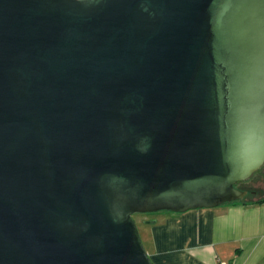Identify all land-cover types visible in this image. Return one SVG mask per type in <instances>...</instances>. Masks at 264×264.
Here are the masks:
<instances>
[{"label":"water","instance_id":"95a60500","mask_svg":"<svg viewBox=\"0 0 264 264\" xmlns=\"http://www.w3.org/2000/svg\"><path fill=\"white\" fill-rule=\"evenodd\" d=\"M263 166L264 0H0V264H153Z\"/></svg>","mask_w":264,"mask_h":264},{"label":"crops","instance_id":"0c3cea01","mask_svg":"<svg viewBox=\"0 0 264 264\" xmlns=\"http://www.w3.org/2000/svg\"><path fill=\"white\" fill-rule=\"evenodd\" d=\"M141 238L153 264H264V199L154 212Z\"/></svg>","mask_w":264,"mask_h":264},{"label":"flooded vegetation","instance_id":"af4514ba","mask_svg":"<svg viewBox=\"0 0 264 264\" xmlns=\"http://www.w3.org/2000/svg\"><path fill=\"white\" fill-rule=\"evenodd\" d=\"M256 177V181L253 177ZM254 181V182H253ZM236 188L244 191L243 198L241 199L242 201H246L244 198H252L249 199V201H253L254 199L259 200V199H264V166L255 171L251 177L244 181H239L236 184ZM262 194L261 198L259 197ZM240 200V201H241ZM254 200V201H256Z\"/></svg>","mask_w":264,"mask_h":264},{"label":"rangeland","instance_id":"374dc122","mask_svg":"<svg viewBox=\"0 0 264 264\" xmlns=\"http://www.w3.org/2000/svg\"><path fill=\"white\" fill-rule=\"evenodd\" d=\"M256 177L257 176H255V177H253L255 180L254 181H256ZM253 181V182H254ZM258 195H260L259 197L261 198V195L262 194H258ZM264 196V195H263ZM253 198V197H252ZM252 198H249V199H252ZM244 199H246V201H249V199L248 198H244ZM254 200H256V199H254ZM253 200V201H254ZM245 201V200H244ZM252 201V200H251ZM152 216H154V212H151V213H134V214H132L131 215V217H132V220L134 221V223H135V226H136V228H137V231H138V234H139V237H140V239H141V242H142V236H141V233H142V226H143V222H145V221H147V220H150L151 218H152ZM142 244H143V242H142ZM144 247V246H143ZM145 249V248H144ZM153 263V262H152Z\"/></svg>","mask_w":264,"mask_h":264},{"label":"built area","instance_id":"2783aa9c","mask_svg":"<svg viewBox=\"0 0 264 264\" xmlns=\"http://www.w3.org/2000/svg\"><path fill=\"white\" fill-rule=\"evenodd\" d=\"M209 264H232V263L231 262H227V261H223V260L216 259V260L212 261Z\"/></svg>","mask_w":264,"mask_h":264},{"label":"trees","instance_id":"16d2710c","mask_svg":"<svg viewBox=\"0 0 264 264\" xmlns=\"http://www.w3.org/2000/svg\"><path fill=\"white\" fill-rule=\"evenodd\" d=\"M260 200H262V199H259V200H256V201H260ZM242 201V200H241Z\"/></svg>","mask_w":264,"mask_h":264}]
</instances>
